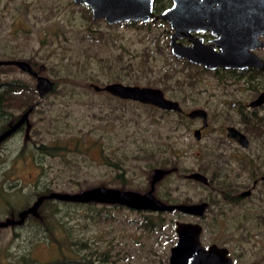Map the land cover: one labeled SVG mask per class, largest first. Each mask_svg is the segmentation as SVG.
<instances>
[{"label":"rangeland","instance_id":"rangeland-1","mask_svg":"<svg viewBox=\"0 0 264 264\" xmlns=\"http://www.w3.org/2000/svg\"><path fill=\"white\" fill-rule=\"evenodd\" d=\"M85 7L72 0H0V60L35 61L40 75L60 83L58 93L40 100L37 108L47 112L28 114L23 129L0 146V185L7 187L12 180L21 187L16 193L6 189L0 194V219L3 220L0 221V264H20V257L28 253L40 261L51 260L58 254L52 245L46 246L41 241L45 234L42 230L38 232L39 237H31V227L19 225L24 220V212L20 214L22 221L13 225L15 221L5 215L8 211L17 213L39 201L41 197L37 194L46 187L52 192L71 194L101 185L118 188L121 178L116 176L121 173L130 188L146 191L147 174L153 173L148 163L152 161L157 165L160 148L166 145L179 153L176 158L179 170L162 180L171 185L172 197L179 202L186 199L194 203L211 199L217 192L183 179L180 168L195 170L205 165L212 158H199L202 156L197 152L208 151L213 149L211 144L221 143L226 125L242 126L237 111L229 107L228 102L233 98H246L250 93L223 86L211 74L170 58L164 26L109 25L104 20L93 21L90 10ZM260 54L264 56V51ZM166 71L173 76L162 81ZM190 72L195 77L193 85L176 82L177 79L188 81ZM71 74L99 85L121 82L159 87L186 110L196 106L207 108L210 125L197 141L193 130L201 126L200 121L191 122L173 112L139 102H119L93 89L63 88L61 78ZM12 78L36 84L32 76L16 67L0 69V80ZM14 113L20 115L21 111ZM58 118L63 119L59 122L70 125L74 133L80 128L92 130L89 138L96 144L95 148L91 145L87 153H76L74 157L71 153L54 157L40 155L35 162L17 157L26 141L38 142L39 138L33 133L35 129L46 142L54 138L56 134L52 133L54 128L49 123H55ZM254 143L252 150L256 147ZM232 148L235 147L231 145L228 150ZM106 156L117 165L106 164ZM232 168L236 169L237 165ZM219 197H216L219 203L208 209L203 222L166 212L164 227L157 231L140 226L143 214L139 210L109 204L102 207V203L96 208L107 217L91 219L86 205L70 206L56 200L60 210L57 218L74 237L88 238L93 246L101 249L109 247L112 252L119 251L118 264H166L176 241L174 220L201 223L202 242L216 241L230 246L240 264H264V229L260 228L249 239L232 238L231 233L240 231L236 220L246 208L220 202ZM251 201L255 212L263 214L264 191L260 199ZM225 214L235 218L228 222L236 226L235 231L223 228V220L215 221V216L220 218ZM6 219L8 221H4ZM217 222H221L222 227H217ZM14 231L19 235L15 236Z\"/></svg>","mask_w":264,"mask_h":264},{"label":"flooded vegetation","instance_id":"flooded-vegetation-1","mask_svg":"<svg viewBox=\"0 0 264 264\" xmlns=\"http://www.w3.org/2000/svg\"><path fill=\"white\" fill-rule=\"evenodd\" d=\"M174 3H175L174 0H154L152 5L153 14L154 15L162 14L166 10L171 9ZM240 11L241 8L239 7L224 6L223 0H190V6L179 8V13L190 14L187 17V19L184 16L178 15L175 16L174 21L176 25L180 26L184 23L185 19L187 21L188 19H190L191 21L190 26L193 29H191L186 36L183 35L182 37H178L176 39V42L184 47L193 48L195 56L199 58L206 57V59H208V57H211L209 55L220 53L222 51L221 46L218 44V40L222 38L223 33H216L217 32L216 28L219 27V20L225 18L227 14H229L230 16L228 17L231 18L233 13H239ZM134 23L138 25L142 23V24H146V26H151L155 24L164 26L165 27L164 31H166L165 34L167 38L166 47L170 58H172L173 60H177L179 62H183L187 66L194 67L199 72L211 74L212 76L215 77L216 81L223 86H231V88H235V90L240 89L242 91L250 93V95L246 98L245 97L233 98L228 102L229 107L237 111L242 126L237 127L234 125H226L224 128V133H225L224 137H222L220 141L221 143L216 142L215 145L211 144L212 145L211 147L213 149H208V151L202 150L197 152L199 156H202L199 158L208 157L212 159H209L205 165H201L199 168L195 170L192 169L186 170L184 168H180V171L182 172L180 175L182 176L183 179L189 180L203 187L209 188L210 190L216 191L217 193L212 198L215 197L216 199V197L220 196L221 197V198L219 197L220 202L223 201L224 203H228L230 205H244L245 207L243 208H246L244 210V213L242 211L243 214L241 213L242 215L239 217V220H236V223L238 224L240 231L239 233H234V232L233 234L231 233L232 238H234L233 236H236V239L238 241V240L249 239L253 235L255 236L256 235L255 233L258 232L260 228L264 229V213L257 214L255 212L254 203L253 201H251L253 200V198L260 199L261 192L264 191V179H263L264 177V113L261 114V111L264 110V103L253 107L251 106V102L255 100L262 91H264V71L262 69L255 67L232 69V68L219 66L214 69H210L204 66L203 64L191 62L188 58L176 56L172 52L170 46V36L174 33L176 28L172 27L169 21L165 19H157L156 21L150 20L148 23H144L141 21ZM259 40L264 42V36H259ZM251 51L264 60V56L260 54L261 51H264V46H258L252 49ZM166 72L170 76H173V74L169 73L168 71ZM190 73H191L190 75L188 74V78H186L188 79V81L183 82L182 80L177 79L176 82L179 84L189 83L190 85H193L195 83L194 82L195 77L192 72ZM165 97L168 98L166 94ZM177 102L182 108V112L173 111V110H164L160 108L158 109L166 112H173L175 114H178L181 118L187 119L191 122L200 121L201 126L193 130V136L195 140L197 141L201 140L203 133L207 130V128L210 125L209 113L207 108L196 106L189 110H186L185 108L182 107L179 101ZM193 109H202L207 112V120L205 126L202 117H195V118L188 117L187 115L188 112H190ZM12 125L13 123L10 124V126ZM229 127H234L240 133L245 135L246 139L248 140V145L246 147L241 145L235 139L228 137L227 134ZM195 130H200L199 138H196V136L194 135ZM12 135H10V137ZM254 141H255L254 145L256 147L255 150H252V145ZM231 145L237 148V150H233L235 148L228 150ZM160 150H161L160 152L161 156L160 159L158 160V164L156 165L152 161H149L150 164L148 163L147 166L149 170H152L153 172L152 175L147 174L148 176L147 178L148 186L146 187L147 190L146 191L135 190V191L145 196H152L168 206H176L179 204H200L203 206V214L200 216L182 213L175 208L172 211H167V210H162V211H164L165 213L175 212L178 213V215L186 214L187 216L197 219L199 222L200 221L203 222V219L207 217L206 214L208 213V209L218 204L219 202L215 204L211 202L212 201L211 198L204 202L200 201L196 203L194 202L186 203L183 202L186 199H183L179 202L177 198L172 197L171 188H170L171 185L163 183L162 180L164 177L168 176L172 172L179 170L178 163L176 160V158L179 156V153L178 150L177 149L175 150V148H173L171 145H166L164 147H161ZM232 165H237V168L233 169ZM225 166L228 168H226ZM192 172H199L204 176H206V178L208 179V183L205 184L199 180L188 178L187 176ZM243 193L246 194L243 195ZM246 203L249 204L245 205ZM259 207L260 206H258V208ZM143 211L156 212L150 209H144ZM161 217L163 220H165L164 216ZM214 219L215 221H218L219 219L223 220L224 221L223 228H227L230 229L231 231H235L236 226H231L228 224V222L234 220L235 218H229V216L225 214L220 218L215 216ZM176 221H184V220H174L173 222L175 223ZM187 222H192V221H187ZM221 222L220 223L217 222V227L218 226L222 227ZM194 223H198V222H194ZM199 224L201 225V223ZM250 229H256V231H252ZM201 235H200V241L205 247H208L211 244H216L220 247H225L228 250V255L232 258L233 262L235 264H240L237 261V258L234 257L233 254L231 253L232 249L230 246L228 247L225 245H220V243L216 241L210 244H204L202 242Z\"/></svg>","mask_w":264,"mask_h":264},{"label":"water","instance_id":"water-1","mask_svg":"<svg viewBox=\"0 0 264 264\" xmlns=\"http://www.w3.org/2000/svg\"><path fill=\"white\" fill-rule=\"evenodd\" d=\"M72 1L76 5L88 7L93 21L103 19L109 25L121 22L140 21L148 23L150 20L165 19L171 23L172 27L176 28L170 36L172 52L176 56L186 57L191 62L203 64L210 69L219 66L232 69L255 67L264 71V60L251 51L258 46H264V42L259 40V36H264V0H223L224 6L239 7L241 11L239 13H233L231 18L227 14L225 18L219 20V27L216 28V33H223L222 38L218 40L222 51L209 55L211 57H208V59L206 57L199 58L195 56L193 48L184 47L176 42L178 37L186 36L193 29L190 26V19L188 21L186 20L190 14L179 13V8L190 6V0H174L173 7L160 15L153 14L152 5L154 0ZM178 15L186 17L184 23L180 26L176 25L174 21L175 16ZM3 65L16 66L21 71L34 77L36 80L35 89L40 100L52 91V80L44 75H40L28 61L20 59L0 60V66ZM90 87L95 92L103 91L121 100H129L152 105L164 110L182 112L179 103L166 98L164 91L159 87L129 85L121 82H110L104 85L92 82L90 83ZM262 103H264V91L251 102V106L254 107ZM29 111L22 114L12 126L0 134V142L9 137L26 122ZM187 115L190 118L202 117L204 126L206 125L207 112L205 110L193 109ZM194 135L196 138H199L200 130H195ZM227 135L245 147L248 145V140L245 135L234 127L228 128ZM187 177L199 180L205 184L208 183L206 176L199 172H192ZM245 194L243 193V195ZM48 197L63 201H96L107 204L119 203L136 210L172 211L175 208L182 213L191 215L200 216L203 214V206L200 204L168 206L152 196H145L137 191L103 186L85 189L79 193L72 194L52 192ZM202 230V226L199 223L176 221L175 233L177 238L174 245L170 248L166 264H235L228 255V250L225 247H220L216 244L205 247L201 243L200 235Z\"/></svg>","mask_w":264,"mask_h":264},{"label":"trees","instance_id":"trees-1","mask_svg":"<svg viewBox=\"0 0 264 264\" xmlns=\"http://www.w3.org/2000/svg\"><path fill=\"white\" fill-rule=\"evenodd\" d=\"M87 10L88 8L85 7ZM99 21V20H98ZM122 25L127 26H136L134 22H123ZM141 26H146V24H140ZM101 38L102 35H101ZM32 67L39 73L37 69V64L35 61H28ZM13 65H3L0 66V69L4 68H15ZM17 68V67H16ZM40 74V73H39ZM165 79H161L165 81L167 77L170 75L166 72ZM172 77V76H170ZM34 78V77H33ZM94 80V79H93ZM53 89L49 92L48 95L58 93L57 87L60 84L56 80H52ZM63 82V88L71 87V86H80L84 87V90L92 89L90 87V82L81 75L71 74L65 75L64 78H61ZM62 88V89H63ZM73 89V88H72ZM85 91V93H86ZM103 95H106L109 99H113L119 102H124L115 97H112L106 92H101ZM45 95V96H46ZM38 93L35 89V86L29 84L28 82L19 79H4L0 80V134L9 128L10 124H14L22 114L29 111V115L34 112L44 114L47 111H43L38 109L37 107L41 104L40 99L38 98ZM21 111L20 115H15L14 111ZM62 118L56 119L55 123L52 121L49 123L50 126L54 128V134L56 136L52 138L50 141L46 142L40 135V132L36 129L34 130V135L39 138L38 142L36 141H26L20 151L17 153V157L22 159H28L30 161L35 162V158L38 156H61L63 154L67 155V153H71L74 157L79 153L88 152L89 150L95 148V143L90 142L89 135L92 134V130H84L83 128L78 129L74 133L70 128V125L59 122L62 121ZM23 126H20L14 133L19 132L23 129ZM68 129V130H67ZM12 133V134H14ZM11 134V135H12ZM45 137V136H43ZM8 138V137H7ZM3 140L0 143V146L7 140ZM10 138V136H9ZM92 141V140H91ZM92 145V147H91ZM26 152V153H25ZM111 163V165H117L116 162L106 156V164ZM117 178H121L118 188L121 190H133L130 183L125 178L124 174H117ZM5 180V178H4ZM11 179H9L10 181ZM104 187V185H101ZM6 189L12 190L13 192L21 191V187H18L16 182H11L7 185V187L0 185V194L2 195ZM139 190V189H137ZM135 191V190H134ZM142 191V190H141ZM81 192V191H80ZM52 193V190L46 187V189L40 193H38L37 197L41 199L28 206L22 211L11 210L8 211L5 215L10 218L11 221H15L13 225L19 223L22 226H30L32 229L31 237H39V230L44 232L43 238L41 241L47 246L52 245L56 252L58 253L53 259L47 261H40L39 259H35L31 257L28 253L27 255H22L19 259L20 264H118L120 261L119 251L112 252L111 248H98L93 246V244L89 241L88 238H76L72 235L71 230L65 227V224L61 222L57 217L59 213V208L56 204L55 198L48 197L49 194ZM220 193V192H219ZM59 201V200H58ZM63 201V200H61ZM66 205L70 206H87V210L89 212V216L91 219L102 218V216L107 217V215H102L100 209L96 208V205L99 204L96 201L89 202H75V201H64ZM183 202L188 203L187 200ZM213 203H218V200L212 198ZM36 204V206H35ZM102 207L107 206V203H102ZM113 207L126 208L127 206L121 205L119 203L109 204ZM35 206V207H34ZM34 207V209L32 208ZM129 208V207H127ZM209 208V207H208ZM207 208V209H208ZM132 209V208H131ZM142 215V220L140 222V226L144 227L149 231H157L162 230L164 227V220L161 216L165 214L164 211H156V212H148L139 210ZM24 212V217L20 216L21 213ZM94 213V214H92ZM0 221H3L0 219ZM8 221V219L4 220ZM15 236H18L19 233L14 231ZM37 242V241H36Z\"/></svg>","mask_w":264,"mask_h":264},{"label":"bare ground","instance_id":"bare-ground-1","mask_svg":"<svg viewBox=\"0 0 264 264\" xmlns=\"http://www.w3.org/2000/svg\"><path fill=\"white\" fill-rule=\"evenodd\" d=\"M186 215V214H185ZM204 233V232H203ZM202 239V238H201Z\"/></svg>","mask_w":264,"mask_h":264}]
</instances>
